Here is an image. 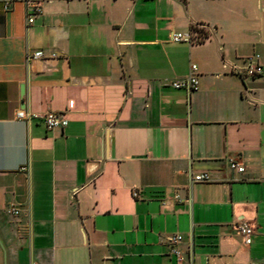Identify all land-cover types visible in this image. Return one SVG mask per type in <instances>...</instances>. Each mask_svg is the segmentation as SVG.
<instances>
[{
  "label": "crops",
  "instance_id": "1",
  "mask_svg": "<svg viewBox=\"0 0 264 264\" xmlns=\"http://www.w3.org/2000/svg\"><path fill=\"white\" fill-rule=\"evenodd\" d=\"M192 27L208 37L171 40ZM251 59L264 66V0H0V264H177L176 234L191 264H264ZM193 64L198 90L172 88Z\"/></svg>",
  "mask_w": 264,
  "mask_h": 264
},
{
  "label": "built area",
  "instance_id": "2",
  "mask_svg": "<svg viewBox=\"0 0 264 264\" xmlns=\"http://www.w3.org/2000/svg\"><path fill=\"white\" fill-rule=\"evenodd\" d=\"M10 3L6 2L4 5V9L7 10L9 8ZM41 5L38 3H32L31 9L28 13V23L33 24L35 21V14L41 13ZM199 35L195 32H190L189 34H181V33H174L172 35L171 40L176 43L180 42H187L189 44H195L199 41ZM44 57L42 51H39L33 55L34 59H41ZM249 66L245 70V75L251 78L260 77L264 74V66L258 62H254L252 59L248 61ZM198 67L196 65H191L190 74L188 77L178 80L172 83V88L176 90L185 89L189 92H193L198 90L199 87V78H198ZM34 117L31 114H27L24 111L17 112V118L19 120H30ZM45 126L48 130L53 131L57 129H64L68 126L69 121L60 114L57 113H47L44 116H41ZM230 168L232 171L238 173H244L245 168L237 161L231 160L230 161ZM194 181L196 183H207L210 182V176L208 174H200L194 177ZM137 197V194H135ZM9 214L12 215H19V210L14 207H10L7 211ZM237 231L241 234L247 244L250 242L251 236L254 234V229L246 223H240L237 225ZM183 238L180 234H176L167 238L168 243L172 246V253L175 256L177 264H191L189 260L185 257L182 251L178 248L181 244Z\"/></svg>",
  "mask_w": 264,
  "mask_h": 264
},
{
  "label": "trees",
  "instance_id": "3",
  "mask_svg": "<svg viewBox=\"0 0 264 264\" xmlns=\"http://www.w3.org/2000/svg\"><path fill=\"white\" fill-rule=\"evenodd\" d=\"M191 30L199 35V43L203 42L204 39L208 37V34L204 30H200L197 27H192Z\"/></svg>",
  "mask_w": 264,
  "mask_h": 264
}]
</instances>
